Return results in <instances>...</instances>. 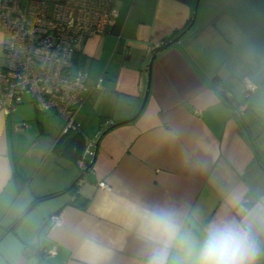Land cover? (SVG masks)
Instances as JSON below:
<instances>
[{
  "label": "crops",
  "instance_id": "obj_1",
  "mask_svg": "<svg viewBox=\"0 0 264 264\" xmlns=\"http://www.w3.org/2000/svg\"><path fill=\"white\" fill-rule=\"evenodd\" d=\"M196 3L114 0L115 26L76 57L105 85L77 116L80 131L64 136L61 117L32 99L27 120L0 110V264H145L147 212L172 210L202 238L209 223L264 206V77L248 99L241 84L264 66V0H200L183 33ZM2 45L0 31V68ZM154 53L142 112L112 127L140 109ZM241 103L248 110L236 117ZM19 123L26 129L16 131ZM106 130L71 189L81 175L71 138ZM57 214L59 223L46 222ZM254 240L253 264H264V229Z\"/></svg>",
  "mask_w": 264,
  "mask_h": 264
},
{
  "label": "built area",
  "instance_id": "obj_2",
  "mask_svg": "<svg viewBox=\"0 0 264 264\" xmlns=\"http://www.w3.org/2000/svg\"><path fill=\"white\" fill-rule=\"evenodd\" d=\"M117 17L114 0H0L4 56L0 110L6 115L15 113L24 95H29L39 111H52L61 117L63 135L80 131L77 116L88 98L103 91L105 85L103 76L91 81L88 73L74 63V57L83 52L89 38L105 36ZM241 84L246 98L258 88L251 76H245ZM247 110L248 106L241 103L234 115L241 117ZM25 129L26 123L15 124L16 131ZM96 147L97 138L85 139L77 161L81 176L75 189L85 181L83 176L95 158ZM99 188L109 189L104 181ZM60 221L57 214L46 222Z\"/></svg>",
  "mask_w": 264,
  "mask_h": 264
},
{
  "label": "clouds",
  "instance_id": "obj_3",
  "mask_svg": "<svg viewBox=\"0 0 264 264\" xmlns=\"http://www.w3.org/2000/svg\"><path fill=\"white\" fill-rule=\"evenodd\" d=\"M231 204L238 207L240 201L233 198ZM257 226L264 229V206L245 210L240 218L222 217L209 223L202 238L186 231L172 210L147 212L142 238L151 247L145 264H253Z\"/></svg>",
  "mask_w": 264,
  "mask_h": 264
},
{
  "label": "water",
  "instance_id": "obj_4",
  "mask_svg": "<svg viewBox=\"0 0 264 264\" xmlns=\"http://www.w3.org/2000/svg\"><path fill=\"white\" fill-rule=\"evenodd\" d=\"M199 1H200V0H197L196 7H195V13L193 14V17H192L191 23H190V25L188 26V28H187L183 33H185L187 30H189V29L192 27V25H193V23H194V21H195V18H196V10H197V7H198V3H199ZM183 33H182V34H183ZM182 34L178 35V36L175 37L173 40H171V41L165 43V44L163 45V49H166V48L170 47L172 44L178 42L179 39H180V37L182 36ZM155 58H156V53H154V54L152 55V57H151V59H150L148 65H147V69H148V86H147V91H146V94H145V97H144V99H143V102H142V104H141L140 109L137 111V113H136L132 118H130V119L126 120V121H123V122L117 123V124L113 125L112 127H117V126H120V125H123V124H128V123L134 121V120L140 115V113L142 112V110H143V108H144V106H145L146 100H147L148 92H149V86H150V78H151L152 65H153V62H154ZM262 77H264V66H262V67L260 68V70H259V71H258L253 77H252V80H253L254 82H258ZM112 127H111V128H112ZM106 132H107V130H106L105 132H103V133L99 136V138H98V140H97V144H98L100 138H101ZM93 163H94V160L92 161L91 164H89V165L87 166L86 171H89V169L91 168V166H92Z\"/></svg>",
  "mask_w": 264,
  "mask_h": 264
},
{
  "label": "trees",
  "instance_id": "obj_5",
  "mask_svg": "<svg viewBox=\"0 0 264 264\" xmlns=\"http://www.w3.org/2000/svg\"><path fill=\"white\" fill-rule=\"evenodd\" d=\"M161 49H163V46L162 47H160L159 48V50H161ZM77 55H79V54H77ZM77 55L74 57V60H75V64H77V61H76V57H77ZM257 85H258V82H257ZM245 99H248V98H246L245 97ZM240 105V104H239ZM236 109V108H235ZM246 113V112H245ZM244 113V114H245ZM243 114V115H244ZM71 133V132H70ZM69 134V133H68ZM68 134H66V135H68ZM65 136V135H64ZM75 143V144H74ZM70 144H72L70 147H72L73 148V146H75V148H74V154H73V158L76 160V162L78 161V159L80 158V156H81V153H82V151H83V149H84V145H85V139L81 136V134H78V133H76V135L73 137V138H71V143ZM74 144V145H73ZM65 152H67V150H65ZM93 165V164H92ZM92 167V166H91ZM81 176V175H80ZM79 176V177H80ZM74 186H72L71 187V189L73 188ZM40 200H43L42 198L40 199ZM39 200H37V201H34L30 206H29V209L30 208H32L37 202H38ZM45 224V223H44Z\"/></svg>",
  "mask_w": 264,
  "mask_h": 264
},
{
  "label": "rangeland",
  "instance_id": "obj_6",
  "mask_svg": "<svg viewBox=\"0 0 264 264\" xmlns=\"http://www.w3.org/2000/svg\"><path fill=\"white\" fill-rule=\"evenodd\" d=\"M34 109V106L33 104L31 103V97L29 95H25L23 97V104L20 105L17 110L15 111L14 115L16 116V118H25L27 120V116H28V113L30 111H33ZM29 124V123H28ZM77 165V164H76ZM77 168H78V171L79 173H81V170L80 168L78 167L77 165ZM34 213V212H33Z\"/></svg>",
  "mask_w": 264,
  "mask_h": 264
}]
</instances>
